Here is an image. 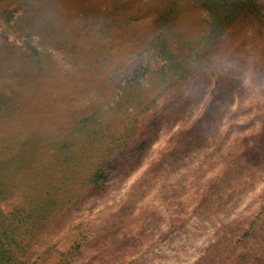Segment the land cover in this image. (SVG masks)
<instances>
[{
	"label": "rangeland",
	"instance_id": "obj_1",
	"mask_svg": "<svg viewBox=\"0 0 264 264\" xmlns=\"http://www.w3.org/2000/svg\"><path fill=\"white\" fill-rule=\"evenodd\" d=\"M5 231L0 264H264V0H0Z\"/></svg>",
	"mask_w": 264,
	"mask_h": 264
},
{
	"label": "trees",
	"instance_id": "obj_2",
	"mask_svg": "<svg viewBox=\"0 0 264 264\" xmlns=\"http://www.w3.org/2000/svg\"><path fill=\"white\" fill-rule=\"evenodd\" d=\"M43 139H44V137H41L39 139L40 141L42 140V142H43V143H41L40 148L41 149H47V148H44L42 146V144L46 145V143H47V141L43 140ZM56 141H58L59 143H62L61 151H62V149L63 150L66 149L69 146L68 143L70 142V141H68L66 139H64L63 141L62 140H56ZM30 142H31L30 139L26 140L23 143V147L24 148H29V150L31 149L30 153L34 154V153L37 152V150H35L36 147H33L34 145H30ZM13 145H14V141L12 139L11 141H9L7 143L6 147L12 149ZM102 156L103 155H99V156L95 157V158H97V160H95L94 158L90 157V159H87L85 161V163H81V168H84L83 173H85V176H86L84 179L81 180V182L83 181V182L87 183V182H95L97 180V177H98V174L100 172L101 165H102V162H100V158H102ZM25 158L26 157L24 156V161H22L23 163L24 162H29L31 160V159L25 160ZM34 181H38L39 182L40 180H34ZM51 181H52V179H51ZM38 182H36V183H38ZM42 186H45V187L49 188L50 184L46 183V184H44ZM34 208H36V209H32V212H30V213L34 214L36 217H38L39 210L41 208H40V206L39 207H34ZM24 214H26V217L30 218L28 213L25 212ZM6 232L7 231L0 232V260H9V259L13 258V256H14L13 249L15 247L14 243L17 244L19 242V239H18L19 236H16V237L15 236H11V240H10L9 233H6Z\"/></svg>",
	"mask_w": 264,
	"mask_h": 264
}]
</instances>
